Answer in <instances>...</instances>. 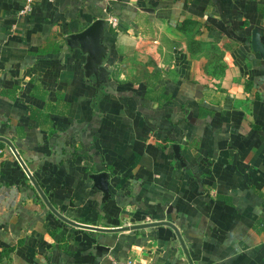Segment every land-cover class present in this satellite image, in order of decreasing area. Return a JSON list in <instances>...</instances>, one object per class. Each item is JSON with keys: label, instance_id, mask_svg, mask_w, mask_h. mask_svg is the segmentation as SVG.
I'll return each instance as SVG.
<instances>
[{"label": "crops", "instance_id": "obj_1", "mask_svg": "<svg viewBox=\"0 0 264 264\" xmlns=\"http://www.w3.org/2000/svg\"><path fill=\"white\" fill-rule=\"evenodd\" d=\"M24 4L0 0V264H264V0ZM98 17L96 80L65 39Z\"/></svg>", "mask_w": 264, "mask_h": 264}, {"label": "water", "instance_id": "obj_2", "mask_svg": "<svg viewBox=\"0 0 264 264\" xmlns=\"http://www.w3.org/2000/svg\"><path fill=\"white\" fill-rule=\"evenodd\" d=\"M106 24H107V21L105 18L98 17L95 20H93L91 23H89L84 29L78 32L68 34L65 39L66 44L69 48L71 49L77 48L83 54H85V62L83 65L84 73L87 77L94 75L96 80H98L100 66L103 64V61L109 49L108 46L104 43ZM1 139H4V138H1ZM6 141L10 145V148L16 155V158L18 159V161L24 168L26 174L31 179L34 186L37 188V190L39 191L43 199L46 201V203H48L42 191L40 190L38 184L36 183L33 176L31 175L28 167L26 166V164L24 163V161L18 154L15 147L8 140ZM91 178L93 179L94 184L107 195L108 194V173L106 171L97 172V173L92 174ZM48 205L51 207L49 203ZM51 209L54 210L52 207ZM54 212L58 216H60L62 219H64L65 221L72 223V224H76L74 221L63 217L57 211L54 210ZM159 223H168L172 225L169 222H154L152 224H159ZM142 225H148V224H142ZM136 227H141V225H137ZM97 229H102V228H97Z\"/></svg>", "mask_w": 264, "mask_h": 264}, {"label": "built area", "instance_id": "obj_3", "mask_svg": "<svg viewBox=\"0 0 264 264\" xmlns=\"http://www.w3.org/2000/svg\"><path fill=\"white\" fill-rule=\"evenodd\" d=\"M40 1L41 0H25V4L19 13L25 14V13L29 12L33 8V6ZM47 1H53V0H47ZM113 264H115V263H113Z\"/></svg>", "mask_w": 264, "mask_h": 264}, {"label": "rangeland", "instance_id": "obj_4", "mask_svg": "<svg viewBox=\"0 0 264 264\" xmlns=\"http://www.w3.org/2000/svg\"><path fill=\"white\" fill-rule=\"evenodd\" d=\"M184 30L186 31L185 33H186L187 35H188V34H189V35H190V34H191V35H194L193 33H195V27H194V26H192V27L190 26L189 28L184 29ZM195 34H198V32L195 33ZM207 48H208V46H207Z\"/></svg>", "mask_w": 264, "mask_h": 264}]
</instances>
